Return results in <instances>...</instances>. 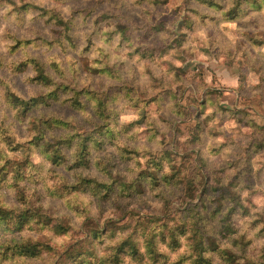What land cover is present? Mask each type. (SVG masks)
<instances>
[{
    "label": "clouds",
    "instance_id": "9594fccd",
    "mask_svg": "<svg viewBox=\"0 0 264 264\" xmlns=\"http://www.w3.org/2000/svg\"><path fill=\"white\" fill-rule=\"evenodd\" d=\"M0 264H264V0H0Z\"/></svg>",
    "mask_w": 264,
    "mask_h": 264
}]
</instances>
